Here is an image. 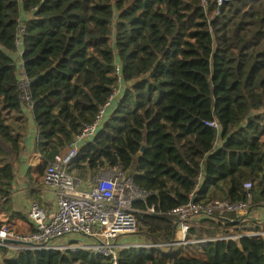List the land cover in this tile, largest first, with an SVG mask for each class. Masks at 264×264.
<instances>
[{"label": "trees", "instance_id": "1", "mask_svg": "<svg viewBox=\"0 0 264 264\" xmlns=\"http://www.w3.org/2000/svg\"><path fill=\"white\" fill-rule=\"evenodd\" d=\"M20 22L30 112L13 57ZM116 62L125 89L68 172L88 182L122 171L149 193L138 209H175L193 192L203 205L250 203L246 215L195 220L188 245L170 244L175 222L138 214L131 236L158 247L124 250L120 264H264V224L251 212L264 209V0H0V204L23 162L30 115L39 152L65 155L118 84ZM222 233L240 236L230 262L194 247L175 254ZM45 253L27 264H110L89 251ZM27 254L1 248L0 264H24Z\"/></svg>", "mask_w": 264, "mask_h": 264}, {"label": "built area", "instance_id": "2", "mask_svg": "<svg viewBox=\"0 0 264 264\" xmlns=\"http://www.w3.org/2000/svg\"><path fill=\"white\" fill-rule=\"evenodd\" d=\"M25 29V22H20L13 57L18 64V88L21 91V98L30 112L34 107V100L31 91L32 80L26 74L23 59L22 34ZM114 70L118 76V84L113 87L97 117L91 123L84 125L82 131L73 138L65 155L56 156L53 161H46L44 184L53 193L57 202L56 211L50 216L42 205L37 202L32 203L30 216L34 230L28 234H19L7 222L1 223L0 249L6 248L11 253L89 251L109 258L110 264H120V254L124 250L158 247L154 243L125 242L123 239L136 232L138 214L175 222L179 225L178 238L175 243L170 244L188 245L191 243V226L201 216L220 218L227 215L242 216L249 210V200L234 202L221 200L203 205L195 202V192L191 194L187 203L175 209L163 211L155 206L138 209L134 203L136 201L145 203L149 193L136 187L132 178L126 177L122 171H112L108 168L101 170L91 186H86L85 181L68 172V167L81 146L96 136L120 96L122 66L119 62L115 63ZM206 124L218 131L221 129L216 120L206 121ZM245 186L251 188V184ZM227 236L222 233L217 237L203 239L201 242L213 243L226 240ZM71 237H81V239L63 241ZM83 238L86 240L83 241ZM238 238L231 241H237Z\"/></svg>", "mask_w": 264, "mask_h": 264}, {"label": "crops", "instance_id": "3", "mask_svg": "<svg viewBox=\"0 0 264 264\" xmlns=\"http://www.w3.org/2000/svg\"><path fill=\"white\" fill-rule=\"evenodd\" d=\"M124 89L125 86L122 85L119 98ZM119 98L112 106L111 112L114 110ZM38 137L37 124L34 117L30 115L23 162L17 167L14 179L10 180L6 186L0 204V223L7 222L19 234H28L34 230L30 216L32 203L37 202L42 205L50 216L57 209V202L53 193L44 184L47 159L38 150ZM68 150L69 147L63 154L67 153ZM255 216L261 221V224H264V209H260ZM69 239H81V237L66 238L63 241L68 242ZM130 242H133V240Z\"/></svg>", "mask_w": 264, "mask_h": 264}, {"label": "rangeland", "instance_id": "4", "mask_svg": "<svg viewBox=\"0 0 264 264\" xmlns=\"http://www.w3.org/2000/svg\"><path fill=\"white\" fill-rule=\"evenodd\" d=\"M97 173L92 175L88 180V182H86V186H89L90 184L93 185L94 183V180H95V177H96ZM90 185V186H91ZM263 209V208H262ZM259 210H254V211H251L252 213H254V217H255V214L258 212ZM246 215V213H245ZM251 217H253L251 215ZM257 219V218H256ZM224 235H228V239L226 240H221V241H214L213 243H207L206 245H203V246H199V245H193V246H188V247H178L176 248L174 251H175V254H181V255H185V254H191V250H192V247L194 251H196V249H198V256L204 258V259H207V260H211V261H214V262H222V261H228L230 262L232 260V254L229 250V244L231 242V240H236V238L239 237V235L237 234H226L224 233ZM232 237L234 239H232ZM134 239H137L135 236H131V235H128L127 237L124 238L125 241H132L135 242ZM86 239L83 238V241H85ZM138 240V239H137ZM239 241V238L238 240ZM196 248V249H195ZM164 251H168V249H164ZM51 253H56V252H51ZM51 253H48L46 252L45 254H51ZM39 253H29L25 256V259H24V264H27V263H30V262H35L36 261V256H38ZM39 257V256H38ZM40 257L42 258V256L40 255Z\"/></svg>", "mask_w": 264, "mask_h": 264}, {"label": "water", "instance_id": "5", "mask_svg": "<svg viewBox=\"0 0 264 264\" xmlns=\"http://www.w3.org/2000/svg\"><path fill=\"white\" fill-rule=\"evenodd\" d=\"M145 147H143V150H144Z\"/></svg>", "mask_w": 264, "mask_h": 264}]
</instances>
